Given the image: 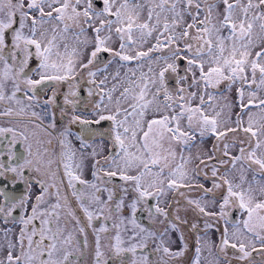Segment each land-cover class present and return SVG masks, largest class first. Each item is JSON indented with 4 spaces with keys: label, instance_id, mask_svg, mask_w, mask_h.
<instances>
[{
    "label": "snow or ice",
    "instance_id": "1",
    "mask_svg": "<svg viewBox=\"0 0 264 264\" xmlns=\"http://www.w3.org/2000/svg\"><path fill=\"white\" fill-rule=\"evenodd\" d=\"M0 108V264H264V0H0Z\"/></svg>",
    "mask_w": 264,
    "mask_h": 264
},
{
    "label": "flooded vegetation",
    "instance_id": "2",
    "mask_svg": "<svg viewBox=\"0 0 264 264\" xmlns=\"http://www.w3.org/2000/svg\"><path fill=\"white\" fill-rule=\"evenodd\" d=\"M104 56L106 57L107 54H104ZM167 84H168L169 88H172V89L175 88L176 81H175L174 74H168ZM66 91H67L66 87L60 88V90H59V92L57 94V97H56V106L54 108H50V111L55 112L57 114V116H59L60 109L62 107H64L63 95L61 93L66 92ZM39 95H40L41 100H43V99H46L48 96L51 95V91H49L48 93L41 92ZM85 95H86V93H84V92L81 93L82 98ZM25 103H27V101H25ZM68 107L70 108V106H68ZM0 111H2V108H0ZM36 111H40V109H36ZM12 119H15V116ZM25 119H27V117H25ZM8 120H9V118L0 119V127H17V128H23L24 127L23 124L15 125V124L9 123ZM29 127H31V126H29ZM93 127H99V126H93ZM104 127H107V125H104ZM72 132H73V136H72L73 143L78 146L79 141L76 140V136L79 133V126L76 125V124L72 125ZM7 139H11L10 135L6 136L4 138H0V146H2L4 148H7V145L3 142L5 140H7ZM211 144H212V140L208 139L207 142H206L205 147L206 148L210 147ZM15 150L22 153L23 152V146L18 144L17 148ZM85 178L86 179H91L90 172H88V171L85 172ZM201 182L205 183L206 187H211V183L210 182H206V181H203V180ZM117 183H118V181H117ZM186 195H189V196L195 198V197H198L200 195V193H197V192L187 193L186 192ZM179 199L182 200L183 198H179ZM150 203H154V201H152ZM184 211L185 210L183 208L180 209L181 216H184ZM173 215H175L174 212H173ZM194 217H195V213L192 212L191 209H189L188 215H187V219L191 222L194 219ZM137 219H138V222L141 223V224H144V225H148L149 224L147 215L143 211L137 213ZM163 227H164V225L159 223V222L155 224V229L156 230L162 229ZM183 227H184V229L187 228L186 225L183 226ZM89 233H91V229H89ZM124 235L126 236L127 233H125ZM176 235H178V234H176ZM185 235H187L186 231H185ZM172 238L175 239V236H173ZM217 238H218V233H215V232L210 233V236H209L210 240L216 241ZM92 239L93 238L90 236V241ZM188 243H189V254H191L193 252L194 246H195V236L194 235L189 237ZM101 244H102V251H104L105 257L107 258L110 255V249L108 247L109 240H108V238H107V236L105 234H101ZM215 251H216L215 248H213V255H215ZM90 252H91V248L86 249L85 250V255L88 256ZM211 259H212V257L209 256L207 249H205V251L203 253L204 264H208V261L211 260ZM85 264H88V261H86ZM170 264H175V262L174 261L170 262ZM221 264H223V260L221 261Z\"/></svg>",
    "mask_w": 264,
    "mask_h": 264
},
{
    "label": "rangeland",
    "instance_id": "3",
    "mask_svg": "<svg viewBox=\"0 0 264 264\" xmlns=\"http://www.w3.org/2000/svg\"><path fill=\"white\" fill-rule=\"evenodd\" d=\"M145 70H146V68H145Z\"/></svg>",
    "mask_w": 264,
    "mask_h": 264
}]
</instances>
